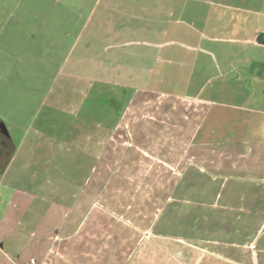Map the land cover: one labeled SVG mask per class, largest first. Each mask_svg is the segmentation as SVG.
I'll return each instance as SVG.
<instances>
[{"label": "crops", "instance_id": "1", "mask_svg": "<svg viewBox=\"0 0 264 264\" xmlns=\"http://www.w3.org/2000/svg\"><path fill=\"white\" fill-rule=\"evenodd\" d=\"M131 1L158 4L146 23H158V52L134 55L146 81L110 127L69 132L94 162L63 181V220L37 264H264V74L253 68L264 54V0ZM244 168L251 179L234 180L233 198L227 176ZM225 216L235 233L243 217L254 222L251 243L212 236L222 225L210 217Z\"/></svg>", "mask_w": 264, "mask_h": 264}, {"label": "rangeland", "instance_id": "2", "mask_svg": "<svg viewBox=\"0 0 264 264\" xmlns=\"http://www.w3.org/2000/svg\"><path fill=\"white\" fill-rule=\"evenodd\" d=\"M137 3L0 0V122L19 148L11 152V158L15 156L7 171L0 169V264L41 260L63 220L64 208L56 206L62 204L58 193L65 188L63 181L87 174L94 162L91 153H83L86 145L81 138L71 139L69 132L76 126V134L85 133L97 121L104 129L110 127L136 86L145 84L147 74L141 72L134 55L158 52V23L151 24L158 4L155 8L153 3ZM186 27L178 25L179 30ZM183 43L180 40L177 45ZM261 59L264 54L253 68L264 74ZM154 63L150 58L149 66ZM226 152L235 156L232 148ZM213 171L212 176H218ZM243 171L248 175L227 176V193L232 192L233 198L235 188L239 190L234 180L251 179V170ZM212 187L222 189L223 184ZM244 188L248 190L249 185ZM179 209L181 227L184 201ZM210 218L212 225L219 221L222 225V232L215 229L212 236L251 243L249 228L254 222L249 217L242 218L243 229L238 233L234 232L235 217ZM258 225L264 227L263 218ZM37 242L39 247L34 246Z\"/></svg>", "mask_w": 264, "mask_h": 264}, {"label": "flooded vegetation", "instance_id": "3", "mask_svg": "<svg viewBox=\"0 0 264 264\" xmlns=\"http://www.w3.org/2000/svg\"><path fill=\"white\" fill-rule=\"evenodd\" d=\"M15 148H12L8 140V135L3 134V124L0 122V169H4L5 163L10 161L11 152Z\"/></svg>", "mask_w": 264, "mask_h": 264}, {"label": "water", "instance_id": "4", "mask_svg": "<svg viewBox=\"0 0 264 264\" xmlns=\"http://www.w3.org/2000/svg\"><path fill=\"white\" fill-rule=\"evenodd\" d=\"M263 66H264V64H263ZM3 134L8 135V140L10 142L11 147L12 148H15L16 147V144L14 143L12 137L10 136L8 130L6 129V127L4 125H3Z\"/></svg>", "mask_w": 264, "mask_h": 264}, {"label": "trees", "instance_id": "5", "mask_svg": "<svg viewBox=\"0 0 264 264\" xmlns=\"http://www.w3.org/2000/svg\"><path fill=\"white\" fill-rule=\"evenodd\" d=\"M258 40H259L260 42L264 43V35H263V34H260V35L258 36Z\"/></svg>", "mask_w": 264, "mask_h": 264}]
</instances>
